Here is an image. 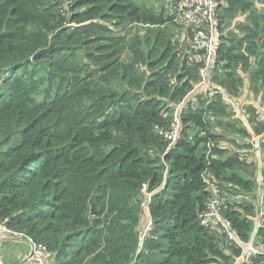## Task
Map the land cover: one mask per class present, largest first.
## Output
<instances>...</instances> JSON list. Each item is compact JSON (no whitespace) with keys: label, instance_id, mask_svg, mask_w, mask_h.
<instances>
[{"label":"trees","instance_id":"obj_1","mask_svg":"<svg viewBox=\"0 0 264 264\" xmlns=\"http://www.w3.org/2000/svg\"><path fill=\"white\" fill-rule=\"evenodd\" d=\"M218 5L229 29L213 81L236 97L247 77L260 93L264 0ZM117 18L146 25L154 16L136 0H0V220L45 244L54 264H233L242 249L205 227L200 214L210 198L206 177L222 192L241 190L250 199L227 198L223 215L243 242L251 239L256 164L222 147L218 130L249 133L226 120L220 95L209 102L195 94L169 149L155 127H172L176 107L200 81L199 64L166 39L146 53L139 39L113 35ZM248 113L262 134L256 110ZM144 185L153 220L145 237Z\"/></svg>","mask_w":264,"mask_h":264},{"label":"built area","instance_id":"obj_2","mask_svg":"<svg viewBox=\"0 0 264 264\" xmlns=\"http://www.w3.org/2000/svg\"><path fill=\"white\" fill-rule=\"evenodd\" d=\"M256 7L257 9L261 8V6ZM218 10V0L174 1L171 12L177 15V18L181 22H184L193 28L190 44L191 54H187H190L189 63L191 65H195L197 63L199 64L198 72L200 81L188 98L176 107L172 127L166 130L163 127L156 126L155 131L159 136L169 142V149L172 148L181 134L182 125L180 117L182 112L187 110L189 98L195 94H202L209 102H211L213 98L220 95L224 105L228 108L231 114V116L226 120L236 122L239 128H244L249 133V136L246 139L241 138L240 135L232 136V138L237 142L248 145L249 147L247 150L242 149L231 153H240L243 158H247L248 162L256 164L257 181L261 184L262 189L264 190V132L260 135L255 134L251 126L252 124L249 122L251 114L248 113L249 107L254 106L257 120L264 124V109L255 108L256 104L242 106L240 104L241 95L236 97L230 96L221 86L216 85L213 81L214 76L222 68L218 62L219 49L222 44V38L227 33L226 30L229 29L222 23ZM194 54L196 55L194 56L195 58H191ZM246 83L250 86L247 77L245 78L244 88L247 86ZM206 182L210 192V198L206 210L200 214V219L203 225L209 228L212 232L222 236V238L226 240L227 244L230 243L232 246L242 249L241 255L235 259L233 264H251L252 260L258 256L263 258V262L260 264H264V245L260 244L257 239L258 228L261 226V220H258L251 239L247 242H243L239 238L237 232L233 229L231 222L223 215L226 200L223 196V192L219 189L211 177H206ZM235 192L236 193L233 196H230L233 200L243 203L250 199V196L246 195L241 190ZM142 194L144 196V200L141 206L147 214L146 227L143 233V237H145L153 227V220L149 214V203L152 199V192H149L147 186L144 185ZM263 198L264 193L262 195V200ZM261 204L260 200V205ZM263 216L264 214L260 215L261 218ZM3 238L26 240L30 245L31 251L29 256L33 260L34 264H54L51 260V254L45 244L37 242L33 237L27 236L22 231L9 228L5 221L0 220V240ZM0 264H6L1 255Z\"/></svg>","mask_w":264,"mask_h":264},{"label":"rangeland","instance_id":"obj_3","mask_svg":"<svg viewBox=\"0 0 264 264\" xmlns=\"http://www.w3.org/2000/svg\"><path fill=\"white\" fill-rule=\"evenodd\" d=\"M174 1L175 0H136V4L138 7H145L146 9L153 11L154 19L145 25L142 23L130 24V22H124L117 18L109 23L110 27L114 31L113 33H115L113 35L126 36L130 41H135L136 39H139L142 43V50H144L146 53H148L154 47L156 49L162 48L160 44V39H166V41L172 42L173 47L175 48L174 50L181 54V56H184V54L186 53L191 54L190 44L192 39L191 33L193 28L188 26L186 23L181 22L177 18V15L171 12ZM225 26L228 27L227 24ZM194 56L196 55L194 54L191 58H195ZM80 58L81 60L86 61V58L83 55H81ZM123 60L130 63L132 61L130 58V54L126 53L123 57ZM246 85L247 86L243 88L240 94V104L242 106L256 104L255 108L264 109V90H261L260 93H256L250 88L248 83H246ZM113 86L117 89L122 88L121 84H118L117 82L114 83ZM252 108H254V106ZM218 131L221 132V134H223L224 138L226 139L224 142L221 143L222 147L228 149L231 152L242 150L236 146H233L234 144L229 142L233 139L232 135L228 134L226 131ZM239 144L244 145L242 143ZM256 171L257 170H254L255 174ZM257 183L258 184L256 192L258 194V197L257 195L256 197L257 201L259 202V192L262 189V186L258 181ZM223 196L225 197V199H227L230 196H233V194L223 191ZM261 203V205L258 204L259 209L257 210V218L254 222V229L258 220L261 218L260 215L264 214V210H262V207L264 205V198L263 200L261 199ZM13 246L18 247L16 245ZM18 248L21 249L23 253H25L26 250L24 247ZM3 257L6 259V262L8 264H14L12 262V258L8 253L4 254Z\"/></svg>","mask_w":264,"mask_h":264},{"label":"crops","instance_id":"obj_4","mask_svg":"<svg viewBox=\"0 0 264 264\" xmlns=\"http://www.w3.org/2000/svg\"><path fill=\"white\" fill-rule=\"evenodd\" d=\"M145 223V219H143L141 226H145ZM13 245L24 247L26 250L25 253H23L21 249H19L18 247H14ZM30 251V245L26 240H13L10 238H3L2 240H0V255L3 257L4 254L8 253L12 258V262L14 264H34L33 260L29 256ZM4 260L6 262L5 258ZM6 264L8 263L6 262Z\"/></svg>","mask_w":264,"mask_h":264},{"label":"water","instance_id":"obj_5","mask_svg":"<svg viewBox=\"0 0 264 264\" xmlns=\"http://www.w3.org/2000/svg\"><path fill=\"white\" fill-rule=\"evenodd\" d=\"M43 53H45V52H42V53H39L38 55H36L35 58H34V60H38L39 57H40ZM263 193H264V190L261 189V190H260V193H259V202H258L259 205H260V200H261V196L263 195ZM91 214H92L93 216L96 215V210H95L94 208H92V213H91Z\"/></svg>","mask_w":264,"mask_h":264},{"label":"bare ground","instance_id":"obj_6","mask_svg":"<svg viewBox=\"0 0 264 264\" xmlns=\"http://www.w3.org/2000/svg\"><path fill=\"white\" fill-rule=\"evenodd\" d=\"M261 199H262V197H261Z\"/></svg>","mask_w":264,"mask_h":264}]
</instances>
